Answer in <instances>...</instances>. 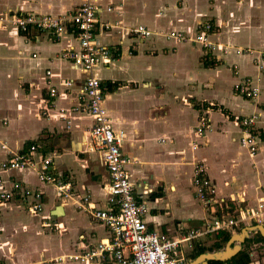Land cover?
Returning <instances> with one entry per match:
<instances>
[{
  "label": "crops",
  "instance_id": "obj_1",
  "mask_svg": "<svg viewBox=\"0 0 264 264\" xmlns=\"http://www.w3.org/2000/svg\"><path fill=\"white\" fill-rule=\"evenodd\" d=\"M81 1L0 0V14L58 16L75 11ZM93 1L100 23L111 25H100L98 42L111 48L115 59L96 66L92 74L102 83L113 128L126 134L121 150L134 158L128 166L130 180L136 195L151 207L148 228L168 237L203 229L211 215L194 194L195 161L206 166L229 216L255 206L264 198V74L254 64L257 50L263 48L264 0ZM205 21L213 26L211 40L228 48L225 54L221 47L209 53L214 64L204 59L208 53L199 44L163 35L176 31L193 36ZM137 25L153 34L138 37L130 31ZM71 47L78 48V41L70 26L59 37L52 30L0 26V161L11 152L27 153L35 144L37 150L31 155L40 161L42 153L50 154L51 172L71 181L73 197L91 189L92 200L104 208L108 195L101 188L109 182V173L102 152L90 149L94 121L87 112L74 110L84 103L85 74L61 58V52ZM236 49L242 51L237 54ZM243 78L260 86L256 99L234 92V83ZM66 80L72 84L64 85ZM48 86L56 87L55 97L49 95ZM60 108L70 124L61 117ZM250 114L257 116L258 149L253 155L239 143L242 129L237 122ZM202 117L210 120L211 130L197 136L195 126ZM0 178L6 189L18 181L44 193L40 214L25 212L22 201L0 202L1 264H58L55 257L84 253L109 237L106 226L72 199L61 198L32 170H0ZM59 206L61 213L54 214ZM256 224L246 219L223 231L232 235ZM219 232L182 242L175 251L183 252L182 264L216 251L207 240L216 241ZM255 234L263 236L250 232L241 249ZM247 246L249 264H264V241ZM94 261L113 264L109 255ZM66 264L83 263L69 260Z\"/></svg>",
  "mask_w": 264,
  "mask_h": 264
},
{
  "label": "built area",
  "instance_id": "obj_2",
  "mask_svg": "<svg viewBox=\"0 0 264 264\" xmlns=\"http://www.w3.org/2000/svg\"><path fill=\"white\" fill-rule=\"evenodd\" d=\"M3 25L21 29L34 27L38 30H52L56 37H59L68 26L74 31L78 48L71 47L62 51L61 58L70 60L85 74L81 88L84 103L76 106L74 110L87 112L93 118L90 149L102 152V160L109 173V182L103 189L101 188L108 195V206L101 208L92 200L91 189H86L78 198L73 197L71 181L57 177L51 172L52 156L42 153L41 160L37 161L31 155L37 150L35 144L29 146L27 153L11 152L8 158L0 161V170H32L39 180L54 186L61 198L72 199L79 208L109 229V237L101 239L94 248L84 253L57 256L54 258L55 262L66 264L71 260L89 264L95 262L96 258L109 255L113 264H182L185 259L183 252L175 251L180 250L182 242L195 235L217 234L246 219L254 220L257 224L264 223V198H261L255 206L240 208L236 214L232 213L229 216L225 212L227 208L225 199L218 196L216 187L207 175L206 166L200 161H195L192 167L194 194L210 213V219L204 223L202 230L192 228L180 237H168L150 230L146 216L150 213L151 207L146 199L136 195L130 180L128 166L134 162V158L126 157L121 150L126 134L122 130L113 128L103 103L102 83L92 74L96 66L108 64L115 59L114 51L98 42L100 25L104 28H109L111 25L100 23L94 1L82 0L75 11L58 16L4 12L0 14V26ZM130 31L140 38L153 34V31L144 25L132 27ZM212 31V24L205 21L193 36L176 31L163 35L180 42L186 40L195 42L206 53L219 47L222 48L223 53H226L228 50L226 46L211 40ZM235 51L239 54L242 50ZM254 64L259 73L264 74V41L263 48L257 50ZM232 67L237 74V66ZM46 73L50 74V71ZM71 84V80L64 82L66 86ZM233 90L237 95L248 99H256L261 93L260 86L250 78L238 80L234 83ZM48 92L51 97L57 95L54 86H48ZM59 111L67 125L70 124L65 109L60 108ZM256 120L255 114L242 116L237 120L242 129L239 143L250 155L255 154L258 149V135L254 132ZM208 130H211L210 120L205 117L200 118L195 126L196 135L203 136ZM196 147L194 143L193 148ZM43 197L44 193L39 188L23 185L18 181L12 182L10 188L6 189L3 179L0 178V202L22 201L25 212L34 215L43 211Z\"/></svg>",
  "mask_w": 264,
  "mask_h": 264
},
{
  "label": "water",
  "instance_id": "obj_3",
  "mask_svg": "<svg viewBox=\"0 0 264 264\" xmlns=\"http://www.w3.org/2000/svg\"><path fill=\"white\" fill-rule=\"evenodd\" d=\"M60 210H62V208L59 206L58 209L55 210L54 214L59 215L61 213ZM253 231L260 232L264 236L263 224H256L251 227L247 226L243 228L241 231L230 236L223 249L200 254L189 264H199L198 262L200 261L208 262L209 260H226L230 258L241 249V244L247 237H249V233Z\"/></svg>",
  "mask_w": 264,
  "mask_h": 264
},
{
  "label": "trees",
  "instance_id": "obj_4",
  "mask_svg": "<svg viewBox=\"0 0 264 264\" xmlns=\"http://www.w3.org/2000/svg\"><path fill=\"white\" fill-rule=\"evenodd\" d=\"M204 59L209 61L210 64H214V59H210L209 53L204 56ZM240 229H237L239 231ZM231 233L229 231H220L217 235V240L214 242V246L212 249H221L224 244L228 241L230 238ZM252 241H264V237L260 234H255V236L252 239H248L244 244L246 245L243 249L238 251L235 255L231 256L225 261L221 260H213L210 261V264H249L250 262V252L248 250L247 243Z\"/></svg>",
  "mask_w": 264,
  "mask_h": 264
},
{
  "label": "rangeland",
  "instance_id": "obj_5",
  "mask_svg": "<svg viewBox=\"0 0 264 264\" xmlns=\"http://www.w3.org/2000/svg\"><path fill=\"white\" fill-rule=\"evenodd\" d=\"M223 52V51H222ZM225 54V53H224ZM254 132L257 134V129L255 128L254 129ZM238 232V231H237ZM208 242V245H210L212 242L214 243L215 242V240H214V238L213 237H211V238H208V240H207ZM212 246H213V244H212ZM223 248V247H222ZM221 248V249H222ZM218 250H220V249H218ZM259 256H260V258H261V255L259 254Z\"/></svg>",
  "mask_w": 264,
  "mask_h": 264
},
{
  "label": "bare ground",
  "instance_id": "obj_6",
  "mask_svg": "<svg viewBox=\"0 0 264 264\" xmlns=\"http://www.w3.org/2000/svg\"><path fill=\"white\" fill-rule=\"evenodd\" d=\"M89 264H95V262H91V263H89Z\"/></svg>",
  "mask_w": 264,
  "mask_h": 264
}]
</instances>
